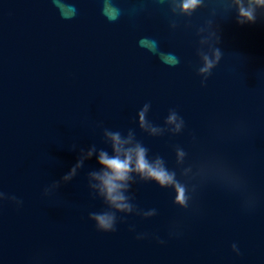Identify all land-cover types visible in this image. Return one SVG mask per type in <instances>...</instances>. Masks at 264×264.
Instances as JSON below:
<instances>
[{
    "label": "water",
    "instance_id": "water-1",
    "mask_svg": "<svg viewBox=\"0 0 264 264\" xmlns=\"http://www.w3.org/2000/svg\"><path fill=\"white\" fill-rule=\"evenodd\" d=\"M65 2L70 16L56 0H0V264H264V9L240 24L230 0H204L190 16L166 0H114L116 19L102 0ZM200 27L219 35L222 52L203 85ZM145 102L146 119L163 126L174 108L182 130L141 129ZM104 128H132L149 157L195 184L188 207L173 203L172 188L137 180L132 202L155 214L118 212L115 231L97 230L88 213L104 205L87 186L95 156L62 177L81 149L108 147ZM224 168L243 183L230 185Z\"/></svg>",
    "mask_w": 264,
    "mask_h": 264
},
{
    "label": "clouds",
    "instance_id": "clouds-1",
    "mask_svg": "<svg viewBox=\"0 0 264 264\" xmlns=\"http://www.w3.org/2000/svg\"><path fill=\"white\" fill-rule=\"evenodd\" d=\"M173 14H182L190 16L197 8L204 4V0H166ZM58 7L62 10L65 16L73 14V5H69L65 0H56ZM229 6L235 7V19L237 23H251L257 18V9H264V0H230ZM102 11L109 19H116L120 14V9L114 0H102ZM170 27L175 28V20L170 21ZM204 31L203 27L197 28L199 43L207 44V50L204 48L197 49L199 57V65L196 68L197 74L201 77L203 85L211 70L221 59V49L213 42V38L218 41L219 35L216 32H208L206 36L199 35ZM144 42L143 40L141 41ZM164 60L170 63H178L179 58L174 54L163 57ZM150 104L145 102L137 112V120L141 129L145 130L150 135H160L167 129L170 133H178L184 127V119L174 108L168 110L164 117V125H155L150 120L146 119ZM104 142L108 145L107 148H98L95 144H91L87 149H81V155L77 160V164L72 171L62 177L63 181L71 179L75 174L76 168L79 167L85 158L95 156L98 167L93 168L87 173V186L90 190V195L99 197L103 202V207L96 211L88 213L89 219L94 221L97 230L110 232L116 230L117 213H136L143 217H150L155 214V208L147 210L138 209L133 201V194L129 191L132 183L137 180L153 181L160 187H170L174 192L173 203L181 207H188V202L191 199L192 192L195 191L196 185L191 186L185 184L177 178L176 170L168 168L163 157L156 154L152 157L148 155V148L136 138L135 132L129 128L125 134H122L119 129L113 130L110 128L103 129ZM110 149V150H109ZM185 151L182 147L176 146L175 158L177 163H182L185 158ZM191 170V165L183 169L184 173ZM223 174L227 182L239 187L243 181L242 178L224 168ZM60 183L59 180H54L50 185L43 188V194L48 195L50 189ZM5 198V193L0 191V200ZM9 200L15 202L17 207L20 206L21 200L15 195H9ZM252 197L246 200V203H252ZM123 221L124 217H119ZM131 227V226H130ZM145 233H137V238H142ZM163 243V241H159ZM231 248L239 254V249L235 242Z\"/></svg>",
    "mask_w": 264,
    "mask_h": 264
}]
</instances>
